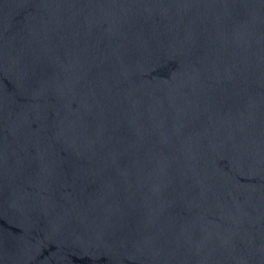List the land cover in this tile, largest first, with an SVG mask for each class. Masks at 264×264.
Masks as SVG:
<instances>
[{
    "label": "water",
    "instance_id": "95a60500",
    "mask_svg": "<svg viewBox=\"0 0 264 264\" xmlns=\"http://www.w3.org/2000/svg\"><path fill=\"white\" fill-rule=\"evenodd\" d=\"M0 264H264V0H0Z\"/></svg>",
    "mask_w": 264,
    "mask_h": 264
}]
</instances>
